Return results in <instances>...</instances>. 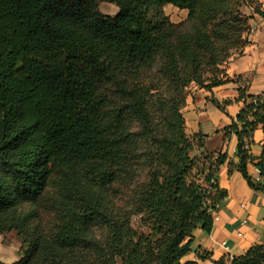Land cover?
I'll return each instance as SVG.
<instances>
[{
  "label": "trees",
  "instance_id": "16d2710c",
  "mask_svg": "<svg viewBox=\"0 0 264 264\" xmlns=\"http://www.w3.org/2000/svg\"><path fill=\"white\" fill-rule=\"evenodd\" d=\"M255 2L0 0V235L16 231L23 249L12 264H200L185 258L227 197L220 169L264 193V144L251 153L264 93L225 70L250 44L242 7ZM168 5L187 20L171 22ZM228 83L243 104L222 130L237 138L234 156L208 151L184 115L193 86ZM54 173L62 185L45 220L37 205ZM263 262L264 242L213 264Z\"/></svg>",
  "mask_w": 264,
  "mask_h": 264
},
{
  "label": "crops",
  "instance_id": "0c3cea01",
  "mask_svg": "<svg viewBox=\"0 0 264 264\" xmlns=\"http://www.w3.org/2000/svg\"><path fill=\"white\" fill-rule=\"evenodd\" d=\"M256 6L264 12V0H255ZM244 14L253 16L251 27L255 30L250 35V44L241 55H235L225 66L230 78L243 76L247 79L251 94L264 93V18L255 13V7H244ZM117 14V13H116ZM112 16V15H111ZM114 16V15H113ZM188 98L184 115L190 135L202 132L208 136L206 148L208 151H227L234 156L237 138L233 136L226 140L222 130L232 123L242 109L238 102V85L228 83L206 92L193 86ZM216 99L220 103L229 101L225 112L215 107L209 100ZM251 153L259 158L263 152L264 131L258 129L253 135ZM250 174L259 180V169L250 166ZM219 187L227 191V197L218 205L214 213V224L211 232L200 227L195 233L192 252L186 261H198L200 264H213L226 256H240L251 247L264 242V193L253 190L236 170L227 166L218 173ZM211 253V258L200 260L199 252ZM264 264V262L262 263Z\"/></svg>",
  "mask_w": 264,
  "mask_h": 264
},
{
  "label": "rangeland",
  "instance_id": "374dc122",
  "mask_svg": "<svg viewBox=\"0 0 264 264\" xmlns=\"http://www.w3.org/2000/svg\"><path fill=\"white\" fill-rule=\"evenodd\" d=\"M255 6L256 5H253V7ZM246 7H249V6H246ZM243 8L244 7H242V11H243ZM99 9L105 15L113 16L118 12V7L116 5L109 4V3H102ZM163 11L165 15L170 18L171 22L175 24L185 22L188 17V11L180 10L171 5L163 7ZM252 34H254V32ZM252 34L249 33L248 39L250 38V35ZM61 185H62L61 176L56 175V173H54L53 176L51 177V180H50V183L47 189V193L43 201L39 205H37V209L41 210V213H44L43 215H44L45 220H48V218L52 217V215L45 213L44 208L47 206L50 200H52L53 198H56L59 195V192L61 190ZM22 255H23L22 240L20 239L16 231L6 232L0 235V261L7 263V264H12L20 260Z\"/></svg>",
  "mask_w": 264,
  "mask_h": 264
},
{
  "label": "built area",
  "instance_id": "2783aa9c",
  "mask_svg": "<svg viewBox=\"0 0 264 264\" xmlns=\"http://www.w3.org/2000/svg\"><path fill=\"white\" fill-rule=\"evenodd\" d=\"M253 32H255V30L253 28L250 29V34H252Z\"/></svg>",
  "mask_w": 264,
  "mask_h": 264
}]
</instances>
